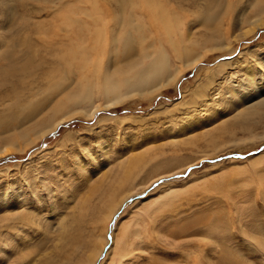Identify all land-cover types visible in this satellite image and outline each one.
Returning a JSON list of instances; mask_svg holds the SVG:
<instances>
[{
  "label": "rangeland",
  "instance_id": "1",
  "mask_svg": "<svg viewBox=\"0 0 264 264\" xmlns=\"http://www.w3.org/2000/svg\"><path fill=\"white\" fill-rule=\"evenodd\" d=\"M54 1L0 0V264H264V0ZM71 5L101 67L119 8L143 22L136 50L159 37L191 57L169 59L181 70L166 86L108 108L94 95L92 115L34 139L43 126L14 100L33 97L22 86Z\"/></svg>",
  "mask_w": 264,
  "mask_h": 264
},
{
  "label": "bare ground",
  "instance_id": "2",
  "mask_svg": "<svg viewBox=\"0 0 264 264\" xmlns=\"http://www.w3.org/2000/svg\"><path fill=\"white\" fill-rule=\"evenodd\" d=\"M51 3L54 5L55 1L52 0ZM206 5L209 6L210 2ZM65 9L68 10V16L72 12L73 18L65 15V17L72 19V23L70 21L71 19L67 21L63 20L59 23L61 30L60 33L51 30V33L49 35L47 34L48 38L47 36L46 38L45 36L42 38L45 55L48 57L49 54H52V57L48 60L47 64L49 69L47 68L46 70L35 74V76L38 75L37 77H39V81L36 80L35 76H31L28 78L25 85L22 86L20 97H24L25 95H32L33 97H27L26 100H22L21 102L14 100V106L20 108L18 113H31L29 118L24 120L23 125L25 123H34L37 125L36 123L40 122L38 124L39 128L37 129H40L43 126L40 131L35 133L37 135L34 139L53 131L56 126L72 115L73 109L88 106L90 107V109H88L91 110L90 114L92 115L100 108L99 105H94L93 103L94 95L102 97L103 103L101 105L104 108H108L117 104L122 97L124 98L125 95L129 93L131 94L135 91H140L141 93L149 87H151V89H159L160 85L163 84L162 82L168 80L165 83L166 86L169 81H174L176 79L178 72L181 70V67H174L173 72L175 74H171L169 59L172 58L174 62H178V60L183 58V56L186 58L191 57V49H182L181 44H177V47L174 46L172 54L168 50L169 46L166 43L160 42L159 46H157L158 41H163L159 37L156 39L155 43H149L148 41V46H145L141 50H136L134 48L135 43L133 37L145 38L143 22L139 21L141 20L139 18V20H136V17L134 18L132 13L128 14V19L121 17L122 11L119 8L120 16H118V14L116 15L115 24L110 30V37H112L110 38L112 43V51L110 53L111 57L107 59L106 65L101 67L100 59H98V62L97 60H91L88 54L84 53L86 45L80 43L83 41L81 36L84 35L82 33V28L87 29V25H89L88 23H84V25L82 24L78 15L81 9L77 5H73V7L71 5V8L65 7ZM157 11H161L159 7H157ZM157 11V16L164 15L163 12L158 13ZM130 12H133V10L130 9ZM94 14H96V12ZM95 17L98 18V16ZM153 21H156V19H153ZM170 21V18L165 15L161 24L165 25L166 29L169 30L166 25H169L170 27ZM93 26L95 27L93 33L98 34L100 30L97 31V23L95 21ZM150 32H152V30H150ZM120 37L122 38L123 43H117V40H119ZM170 43L174 45L175 42L170 40ZM119 47H122L121 51H119ZM65 49L72 50L67 51L65 55L60 54L62 56L59 55V57H56V54L59 52L63 53ZM87 50L89 49L87 48ZM9 56H11V54ZM190 60H192L190 62H193L197 60V58ZM185 65H187V63H185ZM15 72L16 70H14V73ZM56 73H59L57 79H55ZM24 77L26 76H23V78ZM64 80L65 82L67 80L68 81L65 83ZM23 82H25V79ZM41 94H44V98L42 99H45V101L42 100L44 103L38 106L34 100ZM56 97L58 98L55 100ZM51 101H54L53 104H50L52 103ZM261 103L264 104V101ZM47 107H51V109L50 111L48 110L49 112L46 116H43L41 113H43ZM65 107L68 109H65ZM63 110L66 111L64 112ZM61 111H63L61 116L58 119L54 118L56 113H60ZM39 115H42L41 118L43 119L37 120Z\"/></svg>",
  "mask_w": 264,
  "mask_h": 264
}]
</instances>
